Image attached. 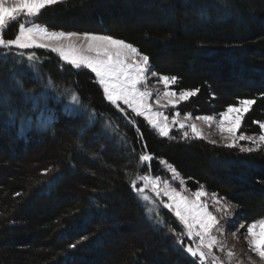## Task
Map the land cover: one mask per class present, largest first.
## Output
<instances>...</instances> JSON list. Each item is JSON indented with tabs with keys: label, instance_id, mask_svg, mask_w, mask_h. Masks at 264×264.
<instances>
[{
	"label": "trees",
	"instance_id": "1",
	"mask_svg": "<svg viewBox=\"0 0 264 264\" xmlns=\"http://www.w3.org/2000/svg\"><path fill=\"white\" fill-rule=\"evenodd\" d=\"M33 21L132 43L158 75L178 77L173 90H199L175 107L181 114H219L255 99L239 131L260 132L264 0H60ZM120 105L89 69L45 49L0 47V264H199L187 237L177 243L183 225L174 213L160 206L151 215L131 186L139 175L170 180L166 166L187 189L233 203L244 223L264 218V146L242 153L161 137ZM143 154L153 159L142 162Z\"/></svg>",
	"mask_w": 264,
	"mask_h": 264
},
{
	"label": "snow or ice",
	"instance_id": "2",
	"mask_svg": "<svg viewBox=\"0 0 264 264\" xmlns=\"http://www.w3.org/2000/svg\"><path fill=\"white\" fill-rule=\"evenodd\" d=\"M60 0H0V32L7 26L17 22L21 18H36L48 6L56 5ZM0 47L18 49H48L56 53L59 59L70 66L79 69L81 67L89 69L95 74L99 84L103 88L108 101L120 107V102L131 109L136 116L143 117L153 129L158 131L161 137H168L173 126H178L183 131V137H189V129L194 138L203 139L202 130L195 123H188L193 119L191 113L184 115L180 120V113L176 112L171 120L162 112L153 109L149 99L153 91L147 88L148 76H157V73L150 69V59L146 54H142L132 43L123 39H116L111 35L94 34L89 32H65L53 31L46 27L38 26L33 21L31 26L26 23H18V33L11 39H5L0 34ZM35 56H28L32 61ZM178 77L175 75H159L155 81L163 85V90H156V103L161 100L166 101L163 107L172 106L175 108L181 101H187L197 94L198 89L175 91L172 86L177 83ZM47 87H52L51 83ZM72 101L78 107H85L73 95ZM255 99L241 98L235 105H229L225 111L220 112L217 117L213 115H198L196 120L203 121L211 126L216 122V126L226 141L228 148L239 147L242 153H251L264 146V122L259 123L260 132L258 135H237L241 127L242 118L248 113ZM25 131L24 122L21 123V135ZM239 141H248L251 147L240 145ZM211 143L215 144L213 140ZM140 161L148 162L153 159L152 155L143 154ZM173 178L176 176L175 168L171 169ZM138 182L143 187H138ZM137 195L143 200L150 198L145 195L149 188L156 197H167V202H163V207L171 210L180 224L183 225V232L177 233V243L183 245L184 237L189 238L192 244L185 247V251L191 257L198 258L199 264H205L211 257V264H223L219 257L213 253L214 248H221L223 245L217 239V233L224 231V226L220 221L224 216H231L229 205L223 202V198L216 193H211L210 200L214 211L209 210L210 205L202 198L208 193L201 186L194 191L191 197L171 186L167 181H161L159 177L149 175L137 176L131 184ZM239 228H246V240L252 252L264 260V218L256 219L250 223H242ZM238 230V229H237ZM70 247L75 248L72 244ZM228 259L234 256L232 251L227 253Z\"/></svg>",
	"mask_w": 264,
	"mask_h": 264
},
{
	"label": "rangeland",
	"instance_id": "3",
	"mask_svg": "<svg viewBox=\"0 0 264 264\" xmlns=\"http://www.w3.org/2000/svg\"><path fill=\"white\" fill-rule=\"evenodd\" d=\"M17 22L18 23L24 22V23H26V26L32 25V22H30V18H27V19L21 18ZM38 26L44 27L41 24H38ZM17 33H18V29H17L16 34ZM0 34H2V32H0ZM45 50H48V49H45ZM54 54L59 58L58 54H56V53H54ZM150 69H151V71H153L151 65H150ZM158 76H159L158 74L155 77L151 76V75L148 76L147 88L153 91V95L149 99V103L151 104L153 109L162 112L163 115L169 117V120H171L173 115L176 112H178V110L176 108H173L172 106L163 107L162 105H164L166 103V101H164V100H161V103L159 105L156 103V90L157 89H159L161 91L163 90V85L155 82L158 79ZM96 80L98 82L97 78H96ZM177 92H179V91H177ZM120 104H122V102H120ZM125 108H127L131 112V109H129L127 106H125ZM133 114H135V113H133ZM184 115L185 114H181L179 119L183 120ZM198 115H210V114H198ZM198 115H192L193 119L191 121H188V123L197 124V126L202 130V133L204 136L203 140L205 142L211 143V141L215 140L216 145L225 146L226 141L224 140L219 129L217 128L216 122H214L211 126H209L208 124L204 123L203 121L196 120L195 117ZM213 116H216L217 121H218V114H213ZM185 130L189 131V137H193L191 135V132L189 129H185ZM172 133H174V134L178 133L181 136H183V131L180 130L178 128V126L172 127L170 134H172ZM240 134H245V133L240 132L238 130L237 135H240ZM246 135H258V134H246ZM239 144L240 145H247L249 147L252 146L251 143L248 141H239ZM166 169L169 172L170 180H168V179L163 180L162 179L161 181H167L171 186L176 187L179 191H181L185 195L191 197V195L194 191H191V190L186 188V186L184 185V181L179 176V174L176 173L175 178H173V175L171 172L172 168L166 166ZM147 175H149V174H147ZM138 187H143V184L142 183L138 184ZM207 193H208V195L202 199L205 202L209 203V205H210L209 210L214 211V208L212 207L211 200H210L211 193L210 192H207ZM145 195H149L150 199L147 201L148 202V210H149V213L153 216L158 211V208L160 206H163V203L161 201L167 202V197H163V196L156 197L155 193H153L150 188L148 190H146ZM223 202H225L229 205V208H230L232 215L231 216H224L220 221L221 225L224 226V231L217 233V239L223 245V250H221V248H219V247L214 248L213 249L214 255L219 257L220 260L223 262V264H232V263H234V264H264V260H261V258L258 255H256L254 252H252L251 249L249 248V246L247 244V240H246V228H239V225L244 223L242 221L241 210L237 206H235L233 203L229 202L228 200H226L224 198H223ZM188 244H192V241L189 238H187L186 246ZM228 251H232L234 253V256L231 260L228 259V256H227ZM205 264H211V257L208 258V260L205 262Z\"/></svg>",
	"mask_w": 264,
	"mask_h": 264
}]
</instances>
